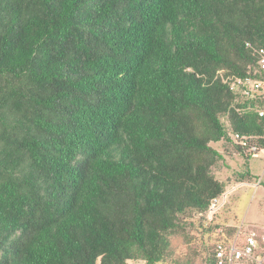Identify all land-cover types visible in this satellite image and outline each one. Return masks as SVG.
<instances>
[{"label": "trees", "instance_id": "16d2710c", "mask_svg": "<svg viewBox=\"0 0 264 264\" xmlns=\"http://www.w3.org/2000/svg\"><path fill=\"white\" fill-rule=\"evenodd\" d=\"M263 50L264 0H0V264H213L214 170L251 181L240 137L264 149L238 82Z\"/></svg>", "mask_w": 264, "mask_h": 264}, {"label": "rangeland", "instance_id": "374dc122", "mask_svg": "<svg viewBox=\"0 0 264 264\" xmlns=\"http://www.w3.org/2000/svg\"><path fill=\"white\" fill-rule=\"evenodd\" d=\"M213 146L223 153L220 143H213ZM224 157L219 167L214 171L216 176L228 185L224 193L226 201L224 198L220 200V203L226 204L222 205L223 207L220 208L219 214L213 217L212 221L205 218L206 223L210 224L212 222V226L216 225L218 231H222L227 226H235L236 231L233 235H236L239 230L243 232L251 230L263 232L264 149L259 152L258 156H253L249 160L250 170L255 175L251 181L237 180V174L245 168V159L242 155L228 152ZM218 231L215 230L212 235H215ZM195 235V240L191 244L185 243L182 236L174 237L173 244L177 258L183 259V256L194 257L198 254L197 251L199 249H201L200 253H206V247L208 244L211 245L214 238L205 237V241H208L206 243L199 232L195 231ZM201 244L206 245V247H202ZM200 246L201 248H199Z\"/></svg>", "mask_w": 264, "mask_h": 264}, {"label": "built area", "instance_id": "2783aa9c", "mask_svg": "<svg viewBox=\"0 0 264 264\" xmlns=\"http://www.w3.org/2000/svg\"><path fill=\"white\" fill-rule=\"evenodd\" d=\"M258 72L261 77L241 80L239 84L245 86L246 92H261L264 94V50L259 60ZM260 115H264V108L260 110ZM236 138L240 137L238 134ZM264 137V136H263ZM241 144L249 146L253 156H258L262 150L258 143L250 144L249 139L240 137ZM219 195L211 200L209 208V217L214 214L222 203L221 198L226 201L225 195ZM213 264H264V231L243 232L239 230L234 237L221 239L215 242L213 246Z\"/></svg>", "mask_w": 264, "mask_h": 264}, {"label": "crops", "instance_id": "0c3cea01", "mask_svg": "<svg viewBox=\"0 0 264 264\" xmlns=\"http://www.w3.org/2000/svg\"><path fill=\"white\" fill-rule=\"evenodd\" d=\"M226 203H224V204H221V206L219 207V210H217L216 211V213L214 214V217H216V215H218L219 214V211H220V208H222L223 206L222 205H225ZM262 227H263V225H261ZM144 263L143 261H130V262H128L127 264H142V263ZM145 264V263H144Z\"/></svg>", "mask_w": 264, "mask_h": 264}]
</instances>
